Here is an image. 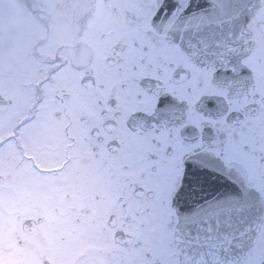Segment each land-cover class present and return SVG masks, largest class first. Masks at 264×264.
I'll list each match as a JSON object with an SVG mask.
<instances>
[{"label":"snow or ice","instance_id":"1","mask_svg":"<svg viewBox=\"0 0 264 264\" xmlns=\"http://www.w3.org/2000/svg\"><path fill=\"white\" fill-rule=\"evenodd\" d=\"M0 264H264V0H0Z\"/></svg>","mask_w":264,"mask_h":264}]
</instances>
